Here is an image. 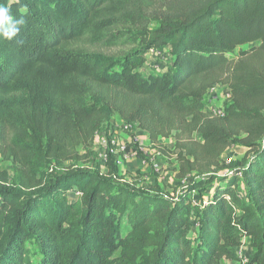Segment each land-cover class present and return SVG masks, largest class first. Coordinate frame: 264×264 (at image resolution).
Returning a JSON list of instances; mask_svg holds the SVG:
<instances>
[{
    "label": "trees",
    "instance_id": "trees-1",
    "mask_svg": "<svg viewBox=\"0 0 264 264\" xmlns=\"http://www.w3.org/2000/svg\"><path fill=\"white\" fill-rule=\"evenodd\" d=\"M0 5L24 21L0 36V155L15 166L0 170V264H31L29 243L40 264H223L241 262L245 238L247 264H264V0H170L152 18L134 0ZM165 47L169 69L143 75ZM217 86L231 94L222 116L205 104ZM115 116L165 155L159 139L173 137L193 183L138 188L110 152L106 174L87 167L78 148ZM236 145L246 154L226 165Z\"/></svg>",
    "mask_w": 264,
    "mask_h": 264
},
{
    "label": "rangeland",
    "instance_id": "rangeland-1",
    "mask_svg": "<svg viewBox=\"0 0 264 264\" xmlns=\"http://www.w3.org/2000/svg\"><path fill=\"white\" fill-rule=\"evenodd\" d=\"M170 0H134L135 4L139 5V10L149 16L164 12V8ZM152 28L158 27L156 23H152ZM249 47V46H248ZM99 48V47H97ZM125 47L119 46L112 50L101 48L102 52L114 53ZM247 48V47H246ZM173 53L170 47L152 50L147 55V63L142 69L143 75L147 76L150 73L162 74L169 69L173 62ZM230 90L227 86H217L212 89L205 99L207 110H211L214 114L222 116L226 107L230 104ZM197 139L200 140V137ZM159 141L166 149L172 153L169 155L163 154L157 146L149 139L148 134L138 128L136 124H128L119 117H113L109 122L105 123L101 131L97 134L93 147L90 151L79 147L81 155L90 153L91 161L86 164L90 169L106 174L108 172L107 160L110 152L115 157V163L118 167V177H124L126 181L137 182L138 188L148 189L149 187L157 186L166 193L174 194L177 190L185 189L189 184L193 183V176L186 179H179V161L175 139H163ZM246 148L236 145L228 149L221 159L226 165H234L237 161L244 158ZM77 166H83L76 163ZM69 165V164H67ZM56 171H60L56 167ZM0 170H7L11 178H13L15 166L10 162L3 160L0 155ZM49 173V172H48ZM137 181H135V180ZM134 180V181H133ZM239 189L244 197H248V193L244 190V183L241 181ZM76 191H72L74 194ZM203 196V195H202ZM198 193L193 194L196 207L204 204V201ZM192 237L196 236L198 231V220L192 217ZM123 231H125L123 229ZM31 264H40L41 255L35 244H28ZM241 260L246 263L250 261L253 249L251 240L244 239V245L238 250ZM143 260L142 264H145ZM223 264H242L240 262L224 261Z\"/></svg>",
    "mask_w": 264,
    "mask_h": 264
},
{
    "label": "clouds",
    "instance_id": "clouds-1",
    "mask_svg": "<svg viewBox=\"0 0 264 264\" xmlns=\"http://www.w3.org/2000/svg\"><path fill=\"white\" fill-rule=\"evenodd\" d=\"M23 23V19L15 20L13 18L8 7L0 5V36L12 40L19 32L18 25Z\"/></svg>",
    "mask_w": 264,
    "mask_h": 264
},
{
    "label": "built area",
    "instance_id": "built-area-1",
    "mask_svg": "<svg viewBox=\"0 0 264 264\" xmlns=\"http://www.w3.org/2000/svg\"><path fill=\"white\" fill-rule=\"evenodd\" d=\"M240 263H242V264H247L248 262L246 263V261H245V260H241V262H240Z\"/></svg>",
    "mask_w": 264,
    "mask_h": 264
}]
</instances>
